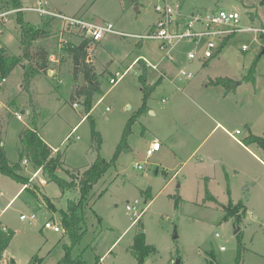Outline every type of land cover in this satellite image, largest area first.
<instances>
[{"label": "rangeland", "instance_id": "rangeland-1", "mask_svg": "<svg viewBox=\"0 0 264 264\" xmlns=\"http://www.w3.org/2000/svg\"><path fill=\"white\" fill-rule=\"evenodd\" d=\"M48 1L66 15L111 22L117 31L126 33H107L90 46L89 60L98 73L105 72L102 92L90 112L84 98L74 105L73 63L66 50L84 36L58 18L52 34L39 40L56 56L51 61L55 73L35 77L27 89L22 66L26 61L22 60L0 90V140L11 162L19 160L20 134L29 124L32 99L39 106L41 136L63 153V166L56 170L60 179L79 182L98 156L109 162L91 189L82 221L85 233L72 254L82 255L89 263L100 258L101 264H140L136 240L142 231L153 250L144 255L143 264H238L240 246L239 264H264V149L258 143H251L249 149L241 144L249 128L264 137V32H236L219 53L206 60L198 58L206 47L205 39L198 42L202 49L195 59L187 56L195 42L176 45L177 62L193 78L171 81L148 68L150 84L164 79L149 97V109L132 124L126 146L118 149L130 119L143 103L139 77L144 70L134 60L156 62L163 55L156 40L143 37L158 20L155 5L163 0ZM169 1L173 6L182 4L183 12L237 11L241 27L264 28V0ZM36 2L25 0V5ZM248 11L255 12L254 22ZM24 18L36 27L43 24L42 16L34 11H24ZM0 44L10 55L22 53L16 12L0 17ZM117 73L119 80L110 83ZM218 77H230L235 83L231 87L214 84L212 80ZM80 82H84L82 76ZM156 137L162 147L147 156ZM23 175L27 183L0 173V220L15 232L0 264H11V259L27 264L35 256L43 258L41 264H56L64 245L71 243L61 211H68L71 202L79 203V186L64 188L30 161ZM207 186L216 200L207 197ZM176 195L181 196L179 202ZM136 199L140 209L146 207L137 219L126 207ZM231 199L234 205L245 204L238 222L233 216L225 218ZM21 214L27 219H21ZM46 221L61 230L45 228Z\"/></svg>", "mask_w": 264, "mask_h": 264}, {"label": "trees", "instance_id": "trees-1", "mask_svg": "<svg viewBox=\"0 0 264 264\" xmlns=\"http://www.w3.org/2000/svg\"><path fill=\"white\" fill-rule=\"evenodd\" d=\"M23 6V0H0V10H2V12L12 9H19ZM16 19L20 27L22 53L19 56L10 55L8 53L7 47L0 44V80L7 77L13 71V69L22 62V60H25L26 64H24L23 87L30 89L32 80L35 77L39 75H48L49 70L52 69L51 54L47 47L41 44L39 40L52 34L54 25L53 23L56 18L52 16H42V26L36 27L25 20L24 11L18 10L16 11ZM261 35L264 36V33ZM229 38L230 36L222 42L215 54L221 51V47L227 43ZM93 42L97 41H94L89 37H84L78 44H70L66 49L73 63L72 72L74 78V88L72 91V98L74 102H76L78 99L84 98V106L87 112L91 111L95 104L96 96L102 92L101 76H104L105 73H98L93 62L89 60L90 46ZM137 63L139 64L140 68L144 70L139 77L144 93L143 103L137 114L130 119L118 149H120L122 145L126 146L128 135L132 130V124L145 110L149 109L147 104L148 99L154 92L156 86L161 83L162 80V78H159L154 84H150L148 82L147 75L148 68L144 60L139 58ZM204 64H207V61L204 62ZM81 76L84 81L82 83L80 82ZM212 82L217 85L222 84L226 87H231L235 83V81L230 77H218L215 80H212ZM31 106L32 109L29 113V124L26 125L25 129L20 134L18 161H10L6 154L4 145L1 144L0 140V173L22 183H27L26 177L23 175L26 160L27 162L30 161L36 167H42L43 172L49 176V179L57 180L64 188L73 187L77 184L81 193L79 203L71 202L68 211H61L63 227L65 226V228H67V233L71 243L64 245L65 252L63 256L56 262V264H101L100 258H98L94 263H89L80 254L74 256L72 254V248L80 242L85 233L84 227L82 225V221L85 217L84 209L89 202L91 189L106 173L109 167V162H107L101 156H98L96 161L84 171L82 176H80V179L78 180L79 182H76V179L74 178H72L71 181L60 179L56 174V170L63 166V153L60 150L55 151L56 153H54L53 147L50 146V144L47 143L46 140L41 136L38 127V119L40 114L38 113V103L32 99ZM93 134L95 137L99 138V133L95 129H93ZM100 141L101 139H99V145ZM243 142L246 145L258 143L264 149V137L252 132H250ZM206 194L209 199L216 200V197L210 192L208 186L206 187ZM176 199L179 202L181 200V196L176 195ZM47 201L51 206V200L47 198ZM244 207L245 204L242 201H239L236 203V205H234V202L231 199L229 204L225 207V218L233 216L237 222L242 220L239 212L240 209ZM14 235L15 232L0 220V260L3 258V253L9 246ZM136 246L139 249L137 254L138 261L140 264H143V260L146 256L145 254H149L153 250L151 249L152 246H147L145 243V238L142 231L137 237ZM241 247L242 246L239 248L240 255L238 257V264L241 261ZM42 259L43 258H40L39 256H35L27 264H41ZM11 264H16L14 259H11Z\"/></svg>", "mask_w": 264, "mask_h": 264}, {"label": "built area", "instance_id": "built-area-1", "mask_svg": "<svg viewBox=\"0 0 264 264\" xmlns=\"http://www.w3.org/2000/svg\"><path fill=\"white\" fill-rule=\"evenodd\" d=\"M18 10L34 11L41 16H52L61 19L64 23L66 22L67 25L78 29L84 37H89L94 41L101 40L107 33L126 35V33L117 31L111 22L87 20L81 16H69L63 12L57 11L51 7L48 0H37L35 5H24L19 9L0 12V17ZM155 10L158 13V20L152 26L148 34H145L143 37L156 40L158 42V48L163 52V55L156 62L147 58L142 59L147 68L158 72L161 77L170 78L172 81H174V77L191 79L194 75L192 72L188 71L183 64L179 66V62H177V58L175 57L174 49L176 45L183 41L189 40L195 42L194 49H190L187 53L189 59H195L198 57L197 51L202 49L198 42L201 39H205L204 45L206 47L204 48L202 56H199L198 58L206 60L213 57L222 42L236 32L245 30L264 32V28L253 26L241 27L240 14L237 11L226 10L224 8L216 10H195L190 13H185L182 11V4L179 3L176 6H173L169 0H163L161 4L155 5ZM61 35H63V32ZM62 41L68 43L67 39H62ZM138 60L139 58L136 59L135 62L137 63ZM51 61H56L55 55L51 56ZM168 64L173 65L176 68V76H173L172 78L169 76V71L164 67L168 66ZM120 77L121 76L118 77L117 73L115 77L110 79V82L115 84ZM4 81L5 78L0 82V90L2 88V82ZM74 105L78 106V103L76 102ZM17 117L23 119L21 114H17ZM239 132L240 131L237 130V133ZM231 135L237 139L234 134L231 133ZM161 146V141L158 138L154 139L147 149V156H151L155 151L160 150ZM25 162L27 161L25 160ZM138 168L141 169L142 166L138 165ZM38 173L39 171L35 174ZM44 183H46V181H44ZM126 207L129 211H133L135 219L139 218L146 209V207L140 209L141 206L138 199L129 202ZM36 217V213L31 214L32 219H35ZM21 219H27V215L21 214ZM44 227L53 229L56 232L61 230V227L58 224L51 221H46Z\"/></svg>", "mask_w": 264, "mask_h": 264}, {"label": "crops", "instance_id": "crops-1", "mask_svg": "<svg viewBox=\"0 0 264 264\" xmlns=\"http://www.w3.org/2000/svg\"><path fill=\"white\" fill-rule=\"evenodd\" d=\"M23 4L25 5V0H23ZM193 11H195V9H194V10L191 9V10L188 11V12H185V11H184V12H185V13H190V12H193ZM1 12H2V11H1ZM60 12H62V11H60ZM73 44H75V43H72V45H73ZM136 59H138V58H136ZM136 59L134 60V62L136 61ZM178 65L181 66V63H179ZM164 67H165L166 70L169 71V73H170L169 76H170V75L176 76V73H177V72H176V68H175L173 65L168 64V66H164ZM50 70H53V74L55 73V69H50ZM49 74H50V73H49ZM49 74H48V75H49ZM164 78H166V77H164ZM164 78H163V79H164ZM171 78H172V77H171ZM157 79H158V78H157ZM163 79H162V81H163ZM168 79H170V78H168ZM162 81H161V82H162ZM171 81H172V80H171ZM176 87H177V88H180V86H178V85H176ZM165 101H166V100H165ZM150 109H151V108H150ZM249 130H250V132H252L250 128H249ZM229 133H230V132H229ZM232 134H233V133H232ZM230 135H231V133H230ZM231 136H232V135H231ZM232 137H233V136H232ZM246 137H247V136H246ZM246 137H244V138L242 139V143H241V144L244 145L247 149H249L250 144L246 145V144L243 142V140H244ZM156 138H157V137H156ZM156 138H154V139H156ZM233 138H234V137H233ZM154 139H153V140H154ZM158 139H159V138H158ZM234 139H235V138H234ZM159 140H160V139H159ZM236 140L240 141L238 138H237ZM160 141H161V140H160ZM152 142H153V141H152ZM161 143H162V142H161ZM161 147H162V146H161ZM160 149H161V148H160Z\"/></svg>", "mask_w": 264, "mask_h": 264}, {"label": "water", "instance_id": "water-1", "mask_svg": "<svg viewBox=\"0 0 264 264\" xmlns=\"http://www.w3.org/2000/svg\"><path fill=\"white\" fill-rule=\"evenodd\" d=\"M247 15L249 16V19H250L252 22L255 21V12H254V11H248V12H247ZM261 38H263L262 35H261ZM22 66L25 67V65H22ZM49 73H50V74H53V70H49ZM239 230H240L239 227L236 228L235 233L237 234V233L239 232ZM178 263H179V261H178Z\"/></svg>", "mask_w": 264, "mask_h": 264}]
</instances>
